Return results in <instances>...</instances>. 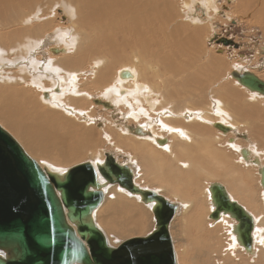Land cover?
Listing matches in <instances>:
<instances>
[{
    "label": "bare ground",
    "instance_id": "obj_1",
    "mask_svg": "<svg viewBox=\"0 0 264 264\" xmlns=\"http://www.w3.org/2000/svg\"><path fill=\"white\" fill-rule=\"evenodd\" d=\"M175 1H181V5L178 9L181 14H179L181 18H179V22H183L182 18L184 21L188 19L186 17V10H189L191 6H202L204 10L218 13L217 3L215 2V5H213L212 0H189L191 4L184 0ZM244 1L249 4L250 9L241 10L244 14L248 13L250 15L255 6L259 3V9L255 12L256 22L259 23L261 29H264V0ZM244 1L242 0V3ZM165 2L166 0H0V28H8L14 24L23 25V29L18 31H14L12 28L7 29L5 32L0 31V77L2 79L0 83H6L8 87H12L9 84L18 81L23 82L26 86H29V84L32 86L35 85L37 89L41 90L40 99L47 100L42 104L46 107V110L42 112L37 110L33 112L27 111L26 104L30 103L29 100H22L20 104L17 103L15 112L12 114L0 109V122L14 135L16 140L20 143L18 144L22 146L26 154L39 159V161L36 162L40 167H45L50 171L63 172L65 170H57L54 166L49 164V162H42L41 159H48L51 151L59 153L62 162L65 164L74 162L77 159L79 152L74 151L81 147V145L78 144L71 153L65 150V146L68 149L69 142L73 138V123L76 122L87 126L89 123L93 122L89 112L92 105L88 102V108L86 110L78 109L70 106V103L66 99L63 100L62 96L53 97L49 91L52 90L51 92L58 94L62 92V88H65L68 93L74 97L81 96L86 101L93 102L98 100L102 103L109 104L110 107L105 108L112 112H114V108L123 105L125 110L122 118L124 120L129 119L131 122L135 123V126L121 124L122 128L132 136L122 137L120 134L119 136L124 139L134 138L135 140L127 141L128 143L130 142V146L134 150L147 152L149 145L152 143L161 148H156V150L162 153L165 152L166 156L169 155V157L172 158L167 159V165L162 163L166 168L174 170L175 182L177 184L178 182H180V184L182 183V188L185 185H198V181L195 179L194 175L204 174L207 178L222 181V184L215 181L211 182V184L218 183L223 186L228 197L241 206L252 219V229L250 233L251 246L250 250H246L234 231L237 221L229 215L221 213L218 220L212 219L213 221H211L210 219L209 224L216 228L211 233H204L205 221L202 215L195 212L194 215L191 216L192 213L189 214L188 210L196 205L199 199H195L196 202H194V204L193 201L190 200L182 201L179 204L163 196L169 202L178 205V209L169 225V234L170 229L172 227L174 228L173 220L180 211L179 213H181L182 219H186L185 216H187L188 219L192 218L194 220L193 224L199 232L202 233V237L206 238L205 242L208 238H212L216 235V233L219 235L224 231L225 236L221 235L220 240L216 241L217 244L213 248L210 249L207 245L206 248L204 247L205 254L203 257H206L207 261H211V259L214 258L213 264H227V261H229L230 264H245L243 262L244 260L247 261L248 264H264V125L260 123L258 125V122H252L254 124L249 125L246 121H243L245 123L244 128L247 127L246 131H244H248L249 136H245L247 133H245V135L238 133L235 134V138L226 139V143L229 145L224 143L226 148L233 153L237 151L238 158L234 160L229 154L215 151L213 142L219 141L222 137L219 135L211 139L209 138V131L203 128L205 127L204 125H209L218 129L223 134L235 133L234 127L236 122L234 116L231 115L232 112L229 113V115L223 109L222 103L219 101V98H216L213 92L208 95L210 101V106L208 108H201L198 112H195L194 115L188 114L186 116L187 111H190L187 106L174 107L175 101L166 97L162 89H155L152 86L139 82L136 67L142 63L143 57H148L150 55L162 57L161 53L164 47L163 41H167V39H169L172 46L180 48L179 53L183 52V47L185 48V52H189L192 55L199 51L201 52L198 44L200 32L195 31V36H188L182 32L172 31V27L176 24V19L167 25L170 31L162 39V29H159V27L162 24L164 25L172 21L173 16H177L167 9ZM56 9H60V16L65 15L68 22L65 26H59L55 32L44 38V47L48 44L57 45L59 42L63 43L60 44V46L46 47V51L50 55L47 66V71L49 72L43 71L38 75V73H35L32 69L35 64L31 63L30 57H43L45 52H37L41 46L43 47V42L42 40H38L39 38L35 37V34L42 31H51L56 27L53 21L41 23L43 18H38V16L40 14H44L45 17L52 15L56 13ZM226 19H228V15ZM187 21L192 25L197 24V21ZM155 28L157 29L154 31ZM149 47L151 48L150 52H148ZM136 49H138L136 51L137 55L131 56L134 57L133 60L136 61L134 66L122 67L126 65L128 57H130V54L135 52ZM171 50L172 48L167 53L169 57L173 56ZM14 52H16V57H9V55ZM67 52L71 54L63 56L67 54ZM95 56L104 58L97 59V61L92 62L89 66L91 72L96 71L94 84L106 79L110 81L113 76L114 65L120 62L121 65L120 63L118 65L122 67L115 74L117 83L114 81L112 87H105L102 91L104 95L103 97L99 96L101 97L100 99H93L89 94L83 91L77 92V75L83 74L84 72H70L71 70L78 69L86 57ZM59 57L63 58L60 59ZM12 67L16 68L15 72L18 76L4 78L6 70ZM145 69L153 70L155 67L145 64ZM223 71H221L220 74ZM251 74L255 75L254 73ZM229 76L230 75L227 74L224 78L228 81L227 77ZM255 76L257 77V75ZM47 77H56L55 81L50 82L49 88L40 85L42 80L47 79ZM230 77L232 80L234 79L236 85H240L235 78L232 76ZM257 78L259 79V77ZM232 85L236 86L235 84ZM112 90H115V92H112L111 96L108 97ZM246 90L247 91L240 89L237 97L229 94L232 103L235 105L234 102H237L236 106L239 107V109L235 111L243 113V119H246V116L249 118L252 117L253 112L260 113L261 107L264 106V98H262L261 95L249 91L248 89ZM3 94L10 98L7 92L3 91ZM13 95V98L20 97V94L16 92H13ZM101 106L103 105L101 104ZM212 106L218 109L219 115H212V113H214L211 109ZM240 107L242 110H240ZM56 111H60L59 113L65 118L62 116H60L62 119L56 118L57 116L54 117L53 113ZM198 114L200 116H198ZM111 116L114 117L113 115ZM185 118H187L186 121ZM171 120L189 123L197 122L201 127L198 128L196 126L194 129L190 130L188 129L189 127L182 128L175 123L170 124L169 121ZM97 127H102V124ZM62 129H65L66 133L61 132ZM198 130H201V134L206 137L200 139L196 149L197 142L194 141L196 139L192 138L191 135L197 136ZM120 133L123 134L125 132L122 130ZM163 134H169L173 141L179 142L174 144L167 137L163 136ZM136 136L145 138L138 139ZM106 138L108 140L111 139L108 136ZM114 139L119 145L123 142L119 137H115ZM236 139L251 144H249L247 148L238 147L235 145ZM257 142L261 146L259 149L254 146ZM63 143H65V146H63ZM190 144L193 145L191 151L186 148ZM117 151H119V149H117ZM173 151H175V154H173ZM89 152L90 151H87V153ZM105 153L108 152H104L103 156ZM199 159H204L205 161H198ZM101 161H103L102 154H91L90 159L85 162H90L94 165ZM130 162L132 165L134 164V161ZM174 162L178 163L180 168L176 166V169H174ZM127 164L130 165L129 163ZM252 165L256 166L253 173L248 169L246 170L247 167H251ZM209 167H213L214 169L208 171ZM181 168L184 170H181ZM178 175H183L186 178V184L178 180ZM224 177H227L230 183H226V178L224 179ZM250 181L259 184V202L250 191L246 192L248 197L243 196V194H245V189L248 190ZM211 184L201 189L203 202H208L209 198V203L212 208L211 210L209 209V213L214 210L209 191ZM109 187L104 190V199L102 201L103 203H101L102 206L105 204L107 213L105 214L104 211V215L99 219L97 218L99 222V224H97L96 217L102 207L99 206L94 212L93 218L100 230L104 227L106 231L111 232V236L106 233H104V236L108 244L115 248V245H120L123 238H134V236L146 235L147 232L152 230L154 219L152 213H150V206L141 203L137 196L130 195L124 190H119L115 185ZM108 188L109 190H107ZM114 188L120 191L119 193L123 192L121 195L127 194L130 198L126 199H130V201L116 198L113 195ZM181 189H178V191H181ZM247 198H251V203L253 201L255 205L253 206L249 203ZM108 200L113 201L110 202ZM136 202L146 206L150 212H148L147 209L138 211L140 207L134 205ZM241 204L252 207V212L248 211ZM207 206L209 208V205ZM192 210L193 208L191 211ZM109 214L117 217L122 215L118 217L119 222L116 229H112L115 222L110 219ZM171 237L172 235H170V238ZM171 241L173 246L172 238ZM215 247L216 249L214 250ZM174 254L176 264H178L175 251ZM243 255L251 256V258H243Z\"/></svg>",
    "mask_w": 264,
    "mask_h": 264
},
{
    "label": "rangeland",
    "instance_id": "obj_2",
    "mask_svg": "<svg viewBox=\"0 0 264 264\" xmlns=\"http://www.w3.org/2000/svg\"><path fill=\"white\" fill-rule=\"evenodd\" d=\"M184 1L190 2L189 0H184ZM213 1L214 0H212V4H213ZM215 2L217 3L218 13H213L208 10H204V8L201 6L204 13L206 12V15L202 16L204 23L201 22L202 24H199L200 26H204L199 36V43H200L199 47H200L201 52L199 51L198 53H196V55L194 54L195 55L194 56L190 54L189 52H185V48L183 47L182 48L183 52L179 53L180 48L177 46H172L169 39H167V41L162 40L164 42V47L161 53L162 57H154L151 55L148 57H143L142 63L136 67L138 71L140 83H144L145 85L152 86L155 89H162L165 96L171 99H174L177 102L178 101V98H177L178 90L182 88V87H179L178 85L179 82L181 83L183 78L189 77L190 75H195L196 79H199L201 84H196L197 86H191L190 89L195 88L196 93H198L197 91L203 90L201 94V97L203 99L202 108H207L210 106L207 94H212L213 92L216 98L218 99L220 98V95L222 94V93L219 94L220 88H223L227 92L226 94L227 99L226 97H224L226 99L225 101H227L229 98L228 94L234 97H237L240 89L247 91L243 86L238 85V84L236 85L234 79L232 80L230 76H231V73L233 72L242 73V71L243 72L247 71L250 73H254L255 75H257V77H259L260 80L264 81V55H263L264 54V29H261L259 26V23L256 22V15H255V12L259 9L258 7L259 3L253 9L251 13L252 15L251 17L250 14L248 13L244 14V12L241 10V9H244V10L250 9L249 4H247L246 1L242 3V0H231L230 3H227L225 0H215ZM165 4L167 5V9L169 11H172L177 16H173L172 21L164 25L162 24L159 27V29H162V39L166 35L165 32L168 27L167 25L172 23L173 20L175 19H176V22L179 21V18H180L179 16L181 15L178 11L179 6L181 5V1L166 0ZM194 7L196 8V6ZM197 7H200V6L197 5ZM59 10L60 9H56V13L46 16V17L44 14H40L38 16V18L39 17L43 18V21L41 23H44L45 21L46 22L53 21L54 25L56 26L51 31H42V32H38L37 34H35V37H38L39 38L38 40H42L43 42L42 43L43 47L41 46L37 50V52L39 51L45 52V55L43 57H30L31 63L35 64L34 66L37 68L38 75H40L41 72L43 71H47L48 60L50 58V55L49 53H47L46 47L60 46V44L63 43V42H59L57 45L48 44L46 47H44L45 45L44 38L47 36H50V34L55 32V30L59 28V26H65L68 22V19L65 17V15L60 16ZM195 12H197V10H195ZM199 15L201 14H199L198 12V16ZM227 15H228V19H226ZM182 21L187 24L184 23V26H181L178 22L176 23L177 25L174 27V30L176 28H182V33L188 34L189 36L190 35L195 36L194 32L198 30V27L189 23L186 19L184 21V19L182 18ZM9 28H12V30L14 31H18L20 29H23V25L14 24L13 26L11 25L8 28L2 27L0 28V31L5 32ZM156 29L157 28H155L154 31ZM213 35L229 39L232 42H234V44L238 45V47L233 48L230 46H223L220 43H215V41H210ZM48 43H51V42H48ZM171 48H172L171 53L173 54V56L169 57L167 53ZM137 50L138 49H136L135 52L130 54V57H128L127 59L126 65L122 67H129L131 65L134 66V63L136 61H134L133 60L134 57H131V56L137 55L136 53ZM150 51H151V48L149 47L148 52ZM70 54L71 53L67 52V54H64L63 56H68ZM9 57L15 58L16 52H14L13 54H10ZM213 57L222 58V60L226 64L225 65L226 68L221 74L217 75L216 71L219 67L218 66L213 67L214 72H211V74L209 73L208 75L209 80H207L206 76L202 74L204 59L209 58L212 61L214 59ZM59 58L61 59L63 57H59ZM99 58H104V57H98V56L86 57L84 62L78 69L70 71V72L72 71L73 72H77V71L84 72L83 74L77 75L78 79L76 83V91L77 92L83 91L89 94L93 99H100L104 95L102 91L105 87H108V86L112 87V84L114 83V81L117 83L115 74L120 68H122V67H119L118 65L120 63L119 62L117 65L113 66V76H112L113 80L110 79L109 81L108 79H106L102 82H98L94 84L93 82L96 78L95 76L96 71L91 72V70H89V66L91 65L92 62L97 61V59ZM185 62L188 63V65L186 66V68L181 70L183 67L180 68V66L184 65ZM145 64H149V66L155 67V69L153 70L145 69ZM167 65H170V67L167 68L166 67ZM15 70L16 68L14 67L8 68L4 74L5 75L4 78L17 77L18 75L15 72ZM173 70L175 72H173ZM227 74L230 75L229 77H227L228 81L226 78H224V76H227ZM55 78L47 77V79L42 80L40 85L46 88H49L50 82L55 81ZM1 80L2 79L0 77V81ZM220 80H222V82ZM119 84H122V83H119ZM232 84H235L236 86H233ZM9 85L12 87H8L6 83H0V109L2 111L8 112L10 114L14 113L16 109V104L17 103L20 104L22 100L30 101L29 104H26L27 106L26 110L29 112H33L34 110L42 112L43 110H46V107L43 106L42 104L43 102L47 100L40 99L41 90L37 89L35 85L32 86L29 84V86H26L21 81L13 82ZM56 85H57V82H56ZM118 86H121V85H118ZM223 86H226V88H224ZM201 87H204V88H201ZM3 91L7 92L10 95V98L4 96ZM51 91L49 92L53 95V97L62 96L63 100L66 99L70 103V106L76 107L78 109L86 110L88 108V102H89L92 105L89 112H90L91 120H93V122L89 123V125L87 126L82 125L80 123H76V122L72 124L74 128V131H73L74 134H73V138L69 142V148L68 149L66 148L65 146L66 142L63 143V146H65L66 151L71 153L73 150H75L78 144L81 145V147H79L78 149L74 151V152L76 151L79 152V156L74 162H71V163L68 162L67 164H65L64 162H62L60 154L57 153L56 151H51L49 158L41 159L42 162H47V163L49 162V164L54 166L57 170L63 171L74 165L88 161L90 159L91 154L92 155L102 154V159H104L103 153L110 152L116 158L118 162L129 163L131 165L133 172H134V176H135L134 182L139 188L156 191L158 194L164 196L165 198H168L170 201L176 202L179 204L182 201H189V200L193 201V204H194V202H196L195 199H199L200 201L197 200L196 202L197 206L194 205L190 209H188L189 214L192 213L191 214L192 216L194 215L195 212H198L199 214L202 215L205 221L204 233H207V232L211 233L214 231L216 227L209 224V220H210L209 211L212 209L209 203V198L207 196L208 202L205 201L207 204L203 202V198L201 195L202 194L201 189L206 187V185L211 184V182L215 181V182H219L222 184V181L207 178L204 174L194 175L195 179L198 181V185L196 186H190V185L186 186L185 185L182 188L183 186L182 183L180 184V182H178L177 184L175 182L174 170L173 169L170 170L164 166V164L167 165V159H172L171 157H169V155L166 156L165 152L162 153L156 150V148H159V147H157L154 143L149 145V149L147 152H142L141 150L136 151L130 146V142L129 143L127 142L128 140H131V141L135 140L134 138H125V139L122 138V137H129L132 135H129L122 128L121 124L135 126V123L131 122L129 119L124 120L122 118V116L124 115V110H125L123 105H120L114 108V112H112L111 110H108L101 105H97L93 102L86 101L81 96L74 97L73 95L69 94L65 88L64 89L62 88V92L58 94H53ZM225 91H223V93H225ZM13 92L19 93L20 97L13 98L14 97ZM112 92H115V90H112L109 93L108 97L111 96ZM261 97L264 98L263 96ZM197 101L199 102L200 99H198ZM234 103L235 105L234 104L233 105L236 106L237 102H234ZM223 107L231 112V110L228 109L227 103L223 102ZM59 112L60 111H56L55 113L52 112L54 114L53 116L54 117L57 116L56 118L58 119H62L60 116L65 118ZM111 115H113L114 117H112ZM121 118L123 119V121ZM213 118L216 119L215 117ZM237 120H238V123H236L234 127L235 128L234 134H231V133L223 134L218 129H215L213 126H209V125H204L205 127H203L205 130L207 129L206 131H209L210 133L209 138L214 139V137L219 136V135L222 137L219 141L213 142L215 151L224 152L226 154H229L230 156H232L234 160L238 158L237 151L236 153H233L232 151L226 148L225 144L228 145L226 143V139L235 138V134H238V133L239 134L241 133L242 135H245V133H247V135L245 136L246 137L249 136L248 131L245 132L247 129V127L244 128L245 123L240 121L239 118ZM80 122H81V119H80ZM115 122H118V123H115ZM169 122L170 124L175 123L177 124V126L185 128L183 121L177 122V120H171ZM250 122H251L250 125L254 124L252 123L253 122L252 120H250ZM254 122L255 123L258 122V125L259 123L263 125V122L261 120H257V121L254 120ZM101 124H102V127L98 128L97 126ZM0 126L4 130H6L16 140L14 135L11 134L9 130L1 124V122H0ZM196 126L198 128L201 127L200 125H194V126L189 127V129L190 130L194 129ZM122 130L125 133L121 134L120 131ZM61 132L66 133L65 129H62ZM119 134L122 135V137L119 136ZM197 134H198L197 136L191 135L192 138L196 139L194 140L197 142L196 149L198 147V143L200 142V139L202 137H206L201 134V130H198ZM107 136L110 137L111 139L108 140L106 138ZM115 137H119L123 141L121 145H119L118 142L114 139ZM137 138L142 139L145 137H137ZM16 141L18 142V140ZM178 142L179 141L172 140V143L174 144ZM249 144L251 143L242 141L240 139H236L235 145L238 147L247 148ZM254 146H256L258 149L261 148L258 142L254 144ZM192 147L193 145L190 144L186 148L189 151H191ZM117 149H119V151H117ZM87 151H90L91 153L90 152L87 153ZM173 154H175V151H173ZM28 156H30L35 161H39L38 158L32 155H28ZM130 161H134V164L132 165ZM198 161L204 162L205 160L199 159ZM174 165H175L174 169H176V166L180 168L178 163L174 162ZM245 166H248V165H245ZM251 167H247L246 170L248 169L249 171L253 173L254 170L256 169V166L252 165ZM212 169L214 168L209 167L208 171H212ZM181 170H184V169L181 168ZM54 172H58V171H54ZM257 176H258V173H257ZM225 178H226V183H230V180H228L227 177H224V179ZM178 180L186 184V178L183 175H178ZM109 188L107 190H109ZM178 189L179 190L181 189V191H178ZM259 189L260 187L257 182L250 181L248 190L245 189L244 191L245 194H243V196L248 197L246 192L250 191L251 194H254L255 199L258 200L259 202V197H258ZM117 191L118 190L114 188L113 195L116 198L130 201V199H126V198H130L127 194H124L126 195L124 196V195H121L123 194V192L119 193L120 191L118 192ZM250 199L247 198V201L249 203H251ZM108 201L111 202L113 200H108ZM251 204L253 206L255 205L253 201ZM134 205L140 207L138 211H143L147 209L148 212H150L146 206H143L139 202L134 203ZM207 205H209V208ZM241 205L244 208H246L248 211L252 212L253 210L252 207L248 205H244V204H241ZM100 206H102V204ZM192 208L193 210L191 211ZM104 211L106 214L107 211L105 210V204L100 208V211L96 217L97 224H99V222L97 221V218L99 219L101 216H103ZM179 212L176 215V218L173 220L174 228L172 227L170 229V235H172L171 238L173 240L174 251L177 256L178 264H213L214 258H212L211 261L210 260L207 261L206 257H203L205 254V248H206V245L210 249L213 248L217 244L216 241L220 240L221 238L220 236L221 235L225 236L224 231L222 234H219V235L216 233V235H214L212 238L211 237L208 238L207 241L205 242L206 238H203L201 235L202 233H200L199 230L195 227V225L193 224L194 220L192 218L188 219L187 216H185L186 219H182L181 213ZM109 215H110V219H112L115 222V224H113L112 229H116L118 227V222H119L118 217H121L122 215L118 217L111 215V214ZM211 221L213 220L211 219ZM153 225H154V222H153ZM221 230H224V229H221ZM101 231L103 234L106 233L111 236V232L106 231L104 227L102 228ZM149 232H147L146 234H148ZM134 237H143V236H134ZM130 238H133V237L123 238L121 243ZM115 246L118 247L117 245ZM215 249L216 247L214 248V250ZM243 258H251V256L243 255ZM243 262L245 264H248V262L245 260ZM227 264H230V262L227 261Z\"/></svg>",
    "mask_w": 264,
    "mask_h": 264
},
{
    "label": "water",
    "instance_id": "obj_3",
    "mask_svg": "<svg viewBox=\"0 0 264 264\" xmlns=\"http://www.w3.org/2000/svg\"><path fill=\"white\" fill-rule=\"evenodd\" d=\"M210 41L238 47L216 35ZM231 76L264 97V82L255 75L245 71ZM113 185L149 205L154 219L148 234L115 248L93 218L104 190ZM209 191L214 207L209 218L218 220L222 213L235 219L234 231L250 250V215L220 184L212 183ZM177 209L155 191L135 185L130 165L119 163L110 152L94 165L83 162L54 172L40 167L0 126V264H176L169 225Z\"/></svg>",
    "mask_w": 264,
    "mask_h": 264
},
{
    "label": "crops",
    "instance_id": "obj_4",
    "mask_svg": "<svg viewBox=\"0 0 264 264\" xmlns=\"http://www.w3.org/2000/svg\"><path fill=\"white\" fill-rule=\"evenodd\" d=\"M213 5H215V0L213 1ZM195 10H197V12H195ZM186 12H187L186 13V17H188L187 20H189V21H197V24H194V26L198 27V30L197 31H199L201 33V30H202V28H204V26H200L199 24H202L201 22L204 23V21L202 19V16L206 15V12L204 13V11L202 10L201 6L200 7H197L196 6V8L191 6V8L189 10H186ZM198 12L201 15L198 16ZM178 22L179 21H177L176 23H178ZM179 24L181 26H184V22H179ZM185 24H187V23H185ZM176 25L177 24H175L172 27V31L179 32V33L182 32V28H176L174 30V27ZM169 31H170V28L167 27L165 34L167 35L169 33ZM186 35H188V34H186ZM198 44L200 45L199 39H198ZM194 54L196 55V53H194ZM213 58L214 59L212 61L209 58H205L204 59L203 69H202L203 72H202V74L204 76H206L207 80H209V76H208L209 73L211 74V72H214V68L213 67H217V66L219 67L217 69V71H216L217 75H219L220 72L223 71V70H225V68H226L225 67L226 64L222 60V58H220V57H213ZM187 65H188V63L185 62L184 65L180 66V68L183 67L181 70H183L184 68H186ZM166 67L169 68L170 65H167ZM32 69H33V71L35 73H37V68L35 66ZM39 69H41V68H39ZM173 72H175V71L173 70ZM222 80H220V81L222 82ZM196 84H201V83H200L199 79H196L195 75H190L189 77L183 78L182 82L181 83L179 82V84H178L179 87H182L181 89L178 90V94H177L178 101L176 102L174 99H171L170 98L171 100H174L175 101L174 107L187 106L189 108L190 111H187L186 116L188 114L194 115L195 112H198L203 107V102H202L203 99L201 97V94H202L203 90L197 91L198 93H196L195 88L194 89H190L191 86H197ZM223 87L226 88V86H223ZM201 88H204V87H201ZM219 90H220L219 94L222 93L220 95L219 101L222 103V106H223V102L227 103L228 104V109H230L232 113L230 111H228L227 109H225L224 107H223V109L228 114L231 113V115L234 116V119H235V122L236 123H238V120L237 119L239 118L240 121H242V122L243 121H246L249 125H250V120H252L253 122H254V120H256V121L257 120H261L263 122V125H264V107H261V112L260 113L259 112L258 113L253 112V116L252 117L249 118V117L246 116V119H243V113H241V112L239 113V111H235V110H238L239 107L233 105V103H232V101L230 99L229 94H228V96H229L228 100L225 101L227 99V97H226V94H227L226 91L223 88H220ZM223 91H225V93H223ZM52 93L55 94L54 92H52ZM208 95H210V94H207V96ZM224 97H226V99ZM198 99H200L199 102L197 101ZM208 101H209V99H208ZM209 103H210V101H209ZM240 106H241V100H240ZM211 109H212V111H214V113H212V115H219L218 109H215L214 106H212ZM240 110H242L241 107H240ZM198 116H200V115L198 114ZM186 120H187V118H185V121ZM183 124H184V126L186 128H188V127H191V126H194V125H198L199 123H197V122L189 123V122H184L183 121ZM163 136L167 137L169 140L172 141V139H171V137H170L169 134H163Z\"/></svg>",
    "mask_w": 264,
    "mask_h": 264
}]
</instances>
